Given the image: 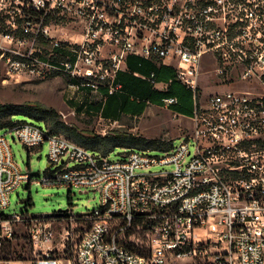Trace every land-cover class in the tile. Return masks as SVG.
<instances>
[{
    "label": "built area",
    "instance_id": "obj_1",
    "mask_svg": "<svg viewBox=\"0 0 264 264\" xmlns=\"http://www.w3.org/2000/svg\"><path fill=\"white\" fill-rule=\"evenodd\" d=\"M132 56L171 67L169 82L191 91L192 130L168 150L122 148L111 160L43 124L0 129V208L31 181L99 190L102 202L78 216L62 214L69 224L0 214V250L25 226L31 251L44 253L0 257V264H177L206 259L212 235L225 248L220 254L232 255L217 263L264 264V0H0L7 77L61 74L74 97L99 102L122 91L118 75L130 72ZM203 65H213L219 84H200ZM130 73L158 91L168 87L154 70ZM233 80H256L263 91L226 86ZM8 134L28 148L46 144L50 170L40 181L20 169ZM76 228L74 253L66 256Z\"/></svg>",
    "mask_w": 264,
    "mask_h": 264
},
{
    "label": "rangeland",
    "instance_id": "obj_2",
    "mask_svg": "<svg viewBox=\"0 0 264 264\" xmlns=\"http://www.w3.org/2000/svg\"><path fill=\"white\" fill-rule=\"evenodd\" d=\"M212 68L213 65L202 66L200 76V84L202 86L221 82L218 77L214 76ZM167 80L168 78H165V80H156V82L165 83ZM225 83L226 86L233 89L263 91L261 83L256 80H233L225 81ZM66 87V78L61 74H49L41 78L35 71H27L7 77L5 67L0 64V103L37 102L43 106L54 108L60 114L61 120L67 124L102 135L111 134L112 132H128L153 139L169 140L173 138L174 143H176L179 135L192 130V123L188 115L180 113L184 118H175L167 108L156 103L154 105L157 106L149 104L148 109L139 116H122L118 121L105 120L97 115H87L85 109L80 108L81 96L74 97L73 93L66 91ZM181 100L184 103L189 102L193 105L192 94L188 98H181ZM74 110H78V113ZM169 110L174 111L171 108ZM24 119L28 122L42 125L41 122L27 117ZM7 139L20 169L28 172L32 180L40 181L45 169L49 166L46 144H43L42 147L28 148L19 141L14 140L10 134L7 135ZM121 152V147H114L109 152L108 158L111 160L118 159ZM101 205L99 190L43 185L31 181L30 183H23L10 193L9 206L3 209L0 208V214L27 212L30 215H45L62 210L66 214L78 216L97 209ZM53 216H56L63 224L67 222L69 224L67 217H62V214ZM27 230L25 226L16 227V239L11 243L12 247L23 254L22 258H31L34 255L42 256L44 254L42 251H37L36 253L31 251L26 236ZM79 231L80 228H76L73 241L68 242L67 250L63 253L66 256L73 255L74 245L80 235ZM60 233L63 232L58 227L55 233L54 248L58 246ZM215 239L217 237L212 235L206 244L209 250L208 255H205L206 259H184L177 264H222L217 262L230 259L232 256L230 252L223 255L220 254V251L225 250V248L220 242H215ZM43 251H45L44 248ZM55 254L59 255L62 252L55 251ZM0 257L16 258V256L6 254L2 250H0Z\"/></svg>",
    "mask_w": 264,
    "mask_h": 264
},
{
    "label": "trees",
    "instance_id": "obj_3",
    "mask_svg": "<svg viewBox=\"0 0 264 264\" xmlns=\"http://www.w3.org/2000/svg\"><path fill=\"white\" fill-rule=\"evenodd\" d=\"M140 67L141 65L138 64V66H136V69H139ZM136 69L133 68L132 65L128 64V70L130 72H133ZM151 70L156 71V80H163V76L159 75L160 72H162L161 67L156 66V70ZM130 72H122L118 75V81L122 83L123 87L122 93H120V95L122 96L121 111L114 113L105 111L104 115L106 118L109 117L111 119H118V117L122 113H128L130 115H140L144 110L146 102L163 105L162 99L168 96H175L177 98V103L171 105L169 109L171 108L174 110V112L177 113L188 116L190 115L192 104L189 102L184 103L181 98H188L191 93L179 82L171 80L168 83L166 91L160 92L154 90L149 83L133 77ZM118 96V93H116L115 95H108V99L113 97L110 99L109 103H113V106H115L114 102L116 101V98ZM133 100H135L137 103H133ZM80 105V108H83V106L86 105V101L84 100L82 103H80ZM86 106H88V104ZM128 106H133V111H128ZM89 109L90 107L88 108V110ZM88 110L86 111V114H89ZM74 111L77 112L78 110ZM25 117L41 122V124H43L50 133L63 135L68 139L74 141L78 145L92 151L99 152L104 156L108 155L114 147L138 150H168L172 147L173 144V138L169 140L153 139L128 132H112L111 134L102 135L94 133L93 131L81 130L61 120L60 114L54 108L43 106L37 102H26L18 104L0 103V129L8 128L22 123L26 121L24 119ZM49 170L50 169L48 166L45 169L44 173L47 174ZM62 214L64 216L68 215L64 212H62ZM138 220L141 223L149 222L148 220H144L141 218ZM2 251H4L6 254H12L16 256V258H22L23 255L22 253L18 252V250H15L11 244L4 246Z\"/></svg>",
    "mask_w": 264,
    "mask_h": 264
},
{
    "label": "crops",
    "instance_id": "obj_4",
    "mask_svg": "<svg viewBox=\"0 0 264 264\" xmlns=\"http://www.w3.org/2000/svg\"><path fill=\"white\" fill-rule=\"evenodd\" d=\"M128 64L132 65V67L135 68V69H136V66H138V64L141 65V67H140L141 69L139 68V69H136L135 71H137V72H139L141 74H144V75L148 74L151 69H155L156 70V66H154L152 63H150L148 61L140 60L139 58H136V57H133V56L129 57ZM161 69H162V72H160L159 75L163 76V80H165V78H168V81L165 82V83H169V79L171 78L169 76H172L173 69L171 67H168V66H162ZM133 77H135V76H133ZM135 78H138V79H140L142 81H145V82L149 83L148 81H146V80H144L142 78H139V77H135ZM160 81H162V80H160ZM149 84L151 85V83H149ZM152 88H153V86H152ZM65 89H66L67 92L68 91L71 92V90L69 88L66 87ZM154 90H156V89H154ZM156 91H158V90H156ZM164 91H166V89L162 90L160 92H164ZM120 93H122V91L118 93L119 96L116 98V101L114 102L115 106H113V103H109L110 99L115 97V96L111 97L110 99H108V96H107L102 101L91 102V101L88 100L87 95H82L81 96V100H83V101L85 100L86 101V105L88 104V106L84 105L83 108L85 109V111H87L88 108L90 107V109L88 110L89 114H87V115H91V116L92 115H97V116L101 117L102 119L110 120V121H112V120L118 121V120L121 119L122 116H139V115H130L128 113L127 114L126 113H122V114H120L118 119H111L109 117H107V118L105 117V115H104L105 111H107L109 113H114V112L121 111L122 96L120 95ZM190 93H191V91H190ZM93 97L96 100V99L99 98V95L95 94ZM132 102L133 103H137L135 100H133ZM149 104L154 105V104H152L150 102H146L144 110H143V112L141 114H143L148 109V105ZM154 106H157V105H154ZM162 107H164V106L162 105ZM127 109H128V111H133L134 108H133V106L132 107L128 106ZM167 110L175 118H178V119L184 118L180 113H177V112H174V111H170L169 107H167ZM81 113L85 114L84 112H81ZM192 114H193V105L191 106V113L189 115V119L192 116Z\"/></svg>",
    "mask_w": 264,
    "mask_h": 264
},
{
    "label": "water",
    "instance_id": "obj_5",
    "mask_svg": "<svg viewBox=\"0 0 264 264\" xmlns=\"http://www.w3.org/2000/svg\"><path fill=\"white\" fill-rule=\"evenodd\" d=\"M56 214H62V210H59L58 212L56 213H49V214H45L46 216H53V215H56Z\"/></svg>",
    "mask_w": 264,
    "mask_h": 264
}]
</instances>
